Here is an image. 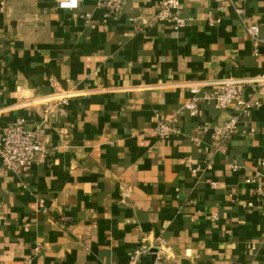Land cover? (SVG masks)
<instances>
[{
    "label": "crops",
    "instance_id": "crops-1",
    "mask_svg": "<svg viewBox=\"0 0 264 264\" xmlns=\"http://www.w3.org/2000/svg\"><path fill=\"white\" fill-rule=\"evenodd\" d=\"M58 1L0 0V130L23 118L48 148L27 170L0 166V264H127L140 245L142 264H264V90L250 81L264 0H181L178 26L157 19L161 0H125L115 17ZM233 78L261 105L216 139L205 125L236 111L202 96ZM62 92L65 114L44 120Z\"/></svg>",
    "mask_w": 264,
    "mask_h": 264
},
{
    "label": "built area",
    "instance_id": "built-area-1",
    "mask_svg": "<svg viewBox=\"0 0 264 264\" xmlns=\"http://www.w3.org/2000/svg\"><path fill=\"white\" fill-rule=\"evenodd\" d=\"M98 4L104 7L109 15L115 17L119 14L125 0H96ZM181 0H161L159 4V11L157 19L160 21L174 22L175 26L180 25L181 20L178 17L179 5ZM191 1V0H189ZM58 6L60 8L72 9L76 8L77 0H59ZM4 8V2L0 4V12ZM247 32L258 43L262 40L258 36V28L255 25L247 27ZM250 81L257 86L259 90H264V72L255 75ZM240 79H227L218 83V87L209 93L203 94V99L211 100L217 109L222 110L226 108H233L236 111L235 116L228 118L223 124L217 125L215 123H207L205 129H211V135L216 139H223V137L236 127L237 120L245 116L252 108L261 105L258 93H253L245 96L242 92ZM56 84L54 85V87ZM193 96L186 103L191 115H195L198 111V100L196 96L199 87L192 85L190 88ZM68 92H62L51 100L47 101L44 106L43 119L47 120L48 116L58 114H65L66 104L68 102ZM154 131L158 138H169L174 128L172 122L167 120H157L155 122ZM43 130L41 128L29 129L25 125L23 118H18L9 125L4 126L0 130V166L14 171L27 170L31 163L43 158L48 154V148L45 139L42 136ZM223 150V148H221ZM264 165V160L262 161ZM237 164H233V168H237ZM256 196L260 202L262 210H264V172L259 176V183L255 188ZM162 239L158 240L155 248L162 249L164 246ZM148 250L145 246H138L134 248L128 255L127 264H142L141 257ZM152 264H160V258Z\"/></svg>",
    "mask_w": 264,
    "mask_h": 264
}]
</instances>
